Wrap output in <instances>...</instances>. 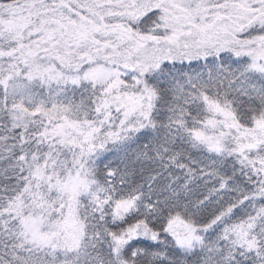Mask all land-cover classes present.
I'll list each match as a JSON object with an SVG mask.
<instances>
[{
  "label": "snow or ice",
  "instance_id": "1",
  "mask_svg": "<svg viewBox=\"0 0 264 264\" xmlns=\"http://www.w3.org/2000/svg\"><path fill=\"white\" fill-rule=\"evenodd\" d=\"M0 264H264V0H0Z\"/></svg>",
  "mask_w": 264,
  "mask_h": 264
}]
</instances>
